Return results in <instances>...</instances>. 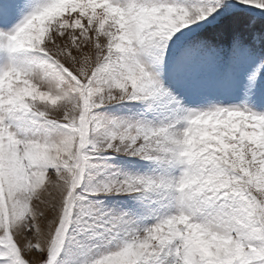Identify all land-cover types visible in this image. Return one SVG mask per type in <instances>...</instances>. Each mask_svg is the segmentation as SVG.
I'll return each instance as SVG.
<instances>
[{"label":"snow or ice","instance_id":"6c2138e0","mask_svg":"<svg viewBox=\"0 0 264 264\" xmlns=\"http://www.w3.org/2000/svg\"><path fill=\"white\" fill-rule=\"evenodd\" d=\"M0 264H264V0H0Z\"/></svg>","mask_w":264,"mask_h":264}]
</instances>
